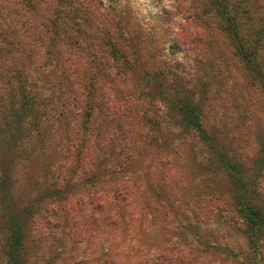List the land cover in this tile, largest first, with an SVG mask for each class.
I'll return each instance as SVG.
<instances>
[{
	"label": "trees",
	"instance_id": "16d2710c",
	"mask_svg": "<svg viewBox=\"0 0 264 264\" xmlns=\"http://www.w3.org/2000/svg\"><path fill=\"white\" fill-rule=\"evenodd\" d=\"M132 3L0 0V250L5 264H31L25 244L37 247L50 238L61 245L90 242L93 262L100 264H207L213 255L264 264L263 137L251 139L247 149L241 133L225 130L224 135L222 126L211 125L209 82L204 85L196 70L199 54L184 38L161 31L158 52L165 59L154 66V58L151 72L138 68L143 33L120 23L124 7L133 10ZM208 4L229 53L264 98V14L246 22L240 3ZM143 22L153 37L158 28ZM218 56L213 60L217 77L223 61ZM30 67L39 73L45 67L55 70V80L37 88ZM133 73L134 92L115 95L111 84ZM194 79L200 82L196 98ZM170 124H176L175 134L167 129ZM184 151H189L185 168L193 167L197 185L209 186L207 177L222 174L223 205H213L220 198L201 197L205 188L195 195L176 194L186 188L176 170L180 165L173 164ZM151 153L157 159L129 170ZM42 160L36 175L47 173V178L26 183L24 195L19 186L17 196L13 179ZM150 165L159 169L150 174ZM216 217L232 227L243 249L198 232Z\"/></svg>",
	"mask_w": 264,
	"mask_h": 264
},
{
	"label": "rangeland",
	"instance_id": "374dc122",
	"mask_svg": "<svg viewBox=\"0 0 264 264\" xmlns=\"http://www.w3.org/2000/svg\"><path fill=\"white\" fill-rule=\"evenodd\" d=\"M208 2L209 0H177L176 11L169 12L160 6V0H143V3L141 0H135V3H132V6L134 7L133 10H130L128 6L124 7L123 11H125V14L121 16L120 23L127 30L135 29L134 31L135 33H138V35L139 33H143V37L145 39L144 42L142 40L143 37L140 38L139 36L138 39L139 43L143 44L140 49L142 57L140 60V67L138 68H145L147 72H149L150 68L153 67L151 66V61L154 58H156L154 66L160 65V62H163V59H165V57L160 55L158 52L159 43H161V41H159V35L162 37L165 36L160 33L161 31H170L171 36L173 33L177 35L176 37L179 36L184 38L186 44L199 54L201 63L196 70H198L199 74H202L201 77L204 85L209 82L206 86L210 89L207 112L211 125L213 123H217L219 126H222L224 135L226 134L225 130L230 133L231 131L241 133V144L246 145L247 149H251V139L256 140L255 142L262 139V137L264 139V98L262 94H260L256 84H252L249 79H246L247 74L242 71L240 67H238V61L229 53V46L226 44L224 37L219 34L216 27V19L210 16V6ZM229 2L235 3V5L240 3L238 7L243 21L245 20L246 22H250L254 17L264 14V0H229ZM75 6L76 4H71L72 8H75ZM175 15H182L185 21L183 24L179 25L178 32H173L172 30V18ZM135 16L137 19L134 18ZM143 21H147L149 23L148 28H152L153 26L155 29L156 27L158 28L153 37H151L149 31L146 33ZM133 33L134 32H130V35H134ZM173 48L176 49V51L180 49L177 46L176 48ZM220 53L222 58L221 60L223 61L220 63V76L217 77L214 70L215 64H213V60L215 58L217 59V57L219 58L218 55ZM167 58L169 57L167 56ZM29 72L31 78L35 81L36 87H40L42 90L47 88L48 85L55 80L57 74L55 70L54 72H49L47 67H45L40 73L37 69L30 67ZM135 75V73L130 74L117 84H111L114 86L113 93L115 92V95L119 94L116 92H120L121 90L126 93L134 92L133 86L135 85L136 80ZM138 80L139 79L137 77V81ZM193 83L196 84V86L192 88V92H194L193 97L196 98L198 93L196 89L199 90V85L197 83L200 84V82L194 79ZM113 93L111 92L112 95ZM125 97L126 96L124 95L122 98ZM167 129L170 134H175V132H177L176 124H170ZM146 148H148V146ZM188 153L189 151H184L179 154L177 156L178 161L173 163L175 169L176 165H180L176 170L178 172L180 171L179 178L184 181L183 183L180 182L181 185L183 187L184 185L186 186L184 190L176 191V194L179 196L185 194L195 195L196 191L198 192L199 189L201 190L205 188V192L201 195V197L205 194H209L210 196L220 198L221 200H217L218 202L213 204L215 207L218 204L223 205L225 196L220 194L221 190L218 189L219 184L225 183L224 179L221 178L222 174L219 176L216 175L207 177V180L205 181H208L209 186L206 185V182L199 183L201 186H199V184L197 185L198 180H196L197 178L194 176L193 171L195 170L193 167L186 169V159ZM53 155H56V153L53 152ZM155 156L156 153H151V157L143 162H141V157L136 159V161L132 163L129 170H133L134 168L143 169L144 165H147V162ZM53 157L54 156L49 159L52 160ZM155 159H157V156ZM43 161L44 160H42V162L34 161L22 170L21 174L19 173L18 176L21 175V179H13L15 182V194L17 196L21 193L18 191L19 186L20 190L23 192L22 194L24 195L25 184L29 182L32 183L35 181L33 180L34 178L38 179L37 175H39L40 169L43 168V164H45ZM52 162V164L56 166V161ZM183 167L184 171H182ZM158 169L159 168L150 165L149 172L151 174L153 171ZM41 176L38 180L43 181L47 178L48 174H41ZM144 187L145 186H143V188ZM180 189L182 188L180 187ZM211 190H214V195H211ZM197 230L200 234L206 235V238H217L221 243L228 240L231 244L234 245L235 243L238 248L243 249L244 244L240 241L241 239L235 235V231L232 230V227L229 228V225L220 219V217H216L215 221L209 222L206 227H198ZM1 242L2 240L0 234V249ZM89 244L90 242L78 244L71 241H65L64 244L61 245L58 241L50 238L47 241L40 243L37 247L29 241L25 244V249L28 257V263L31 264H36L35 261L38 260L46 262L51 261L54 263H57L58 260L59 262L64 260L70 264H78V262L79 264H100L96 262V260L95 263L93 262L94 258L91 253L93 248ZM0 264H5L4 255L1 250ZM207 264L239 263L223 259V257L219 255H213L209 258Z\"/></svg>",
	"mask_w": 264,
	"mask_h": 264
},
{
	"label": "clouds",
	"instance_id": "9594fccd",
	"mask_svg": "<svg viewBox=\"0 0 264 264\" xmlns=\"http://www.w3.org/2000/svg\"><path fill=\"white\" fill-rule=\"evenodd\" d=\"M143 3V0H141ZM160 6L169 12H175L177 7V0H160ZM184 18L182 15H175L172 18V30L173 32L179 31V25L183 24ZM179 59V58H178ZM180 62H183L182 60Z\"/></svg>",
	"mask_w": 264,
	"mask_h": 264
}]
</instances>
